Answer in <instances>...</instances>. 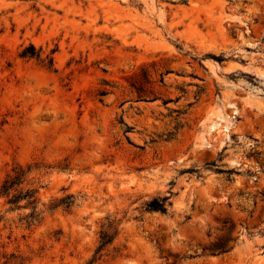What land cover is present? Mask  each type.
<instances>
[{
	"label": "rangeland",
	"instance_id": "obj_1",
	"mask_svg": "<svg viewBox=\"0 0 264 264\" xmlns=\"http://www.w3.org/2000/svg\"><path fill=\"white\" fill-rule=\"evenodd\" d=\"M0 264H264V0H0Z\"/></svg>",
	"mask_w": 264,
	"mask_h": 264
},
{
	"label": "trees",
	"instance_id": "obj_2",
	"mask_svg": "<svg viewBox=\"0 0 264 264\" xmlns=\"http://www.w3.org/2000/svg\"><path fill=\"white\" fill-rule=\"evenodd\" d=\"M22 176H23V172L21 170H17L15 171V175L13 177L5 179L2 185L1 193L8 194L15 185H18L20 183ZM26 197L30 198L32 196L29 194H26ZM20 199L21 198L19 196L18 197L13 196L11 199H9V202L16 203ZM164 201H165L164 198L160 200L153 199L149 202L148 206L151 209L160 210L162 212H165ZM112 239L113 237L107 232H101L100 243L97 248V252L101 251L107 244H109L112 241Z\"/></svg>",
	"mask_w": 264,
	"mask_h": 264
},
{
	"label": "bare ground",
	"instance_id": "obj_3",
	"mask_svg": "<svg viewBox=\"0 0 264 264\" xmlns=\"http://www.w3.org/2000/svg\"><path fill=\"white\" fill-rule=\"evenodd\" d=\"M217 125V124H216Z\"/></svg>",
	"mask_w": 264,
	"mask_h": 264
}]
</instances>
